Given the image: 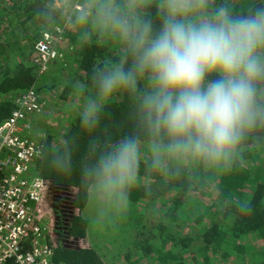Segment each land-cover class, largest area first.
<instances>
[{
	"label": "clouds",
	"instance_id": "9594fccd",
	"mask_svg": "<svg viewBox=\"0 0 264 264\" xmlns=\"http://www.w3.org/2000/svg\"><path fill=\"white\" fill-rule=\"evenodd\" d=\"M70 20L81 47H108L117 59L93 65L91 83L71 82L81 128L94 132L117 94L132 102L135 130L115 142L93 137L80 172L105 213L124 216L145 174L164 180L203 171L226 175L250 148L264 147V0H80ZM157 9L155 28L148 9ZM239 8V11H237ZM34 15L55 24L59 10L41 0ZM143 83V87H141ZM69 139L53 156L73 170ZM146 186V184H145ZM237 210L250 214L249 201Z\"/></svg>",
	"mask_w": 264,
	"mask_h": 264
},
{
	"label": "rangeland",
	"instance_id": "374dc122",
	"mask_svg": "<svg viewBox=\"0 0 264 264\" xmlns=\"http://www.w3.org/2000/svg\"><path fill=\"white\" fill-rule=\"evenodd\" d=\"M71 2L73 5L76 3L77 7H74L77 9L81 7L80 0ZM217 3H223V0H217ZM17 4V0H0V58L5 56L0 59V74L6 69H13L20 62L35 67L34 87L40 105L39 112L33 118L31 137L44 138L46 134H50L53 142H58L60 133L73 116L78 114L80 103V98L71 88V82L79 79L80 73L76 62L79 45L75 35L76 29L70 20H64L70 11L67 0H51L52 5L62 7L63 13L59 22L55 23L60 25L62 39L51 44L60 53V57L49 61L47 67L39 72L34 34L40 24L34 19L27 20L23 25L19 24L21 19L18 17L12 20L9 14L16 13ZM27 25L29 29H24ZM52 25L41 29L49 30ZM103 54L108 59L115 56V52L108 47H105ZM20 91L1 94L0 98L13 102ZM119 96L120 94H117L114 99ZM243 165L252 173L254 167H259V178L264 182V147L250 148ZM142 180L145 182L151 179L142 176ZM251 185L252 182H246L243 187L227 193L232 198L238 193L248 192ZM214 187L215 185L211 186L198 197L193 196L191 191H174L172 188L156 198L142 197L134 200L126 215L116 216L105 213L106 205L98 200L89 186L86 204L81 209V215L86 219L85 243L97 252L105 264H251L264 260V244L256 234L239 233L231 239L229 225L219 215L223 204L215 198ZM180 193L183 196L179 197L180 202L175 205V198ZM214 220L226 234V240L222 242L216 254L208 248L205 254L209 260H205L202 243L196 232L200 226H207ZM159 225L164 226L163 230H157ZM164 231L172 236L185 235L189 238V245L184 253L173 245L174 240L166 239L164 246H170L177 257L167 262L161 261L153 251L144 252L143 244L139 246L137 243L147 239L148 234L153 232L155 236L147 239V243L151 241L160 245V235Z\"/></svg>",
	"mask_w": 264,
	"mask_h": 264
},
{
	"label": "trees",
	"instance_id": "16d2710c",
	"mask_svg": "<svg viewBox=\"0 0 264 264\" xmlns=\"http://www.w3.org/2000/svg\"><path fill=\"white\" fill-rule=\"evenodd\" d=\"M17 1H19V4L15 7L16 13L9 14L12 20L16 17L20 18L19 24L21 25L27 20L32 21L34 19L35 22H39L34 15V9L38 8L41 0ZM252 2L259 4L261 0H252ZM52 7L59 10L60 16L63 14L61 6L52 5ZM148 11L151 14L154 27L159 28L160 21L156 15V7L153 5ZM237 11H239V8H237ZM43 27L41 24L39 25L34 38H40L41 32L44 30L41 29ZM24 29H29L28 25ZM1 51L3 54L2 48ZM104 51L105 47H99L94 42L84 47L78 45L76 62L80 70L78 78L81 81L90 85L93 65L97 61L102 62L105 59ZM4 57L2 56L0 59ZM113 59H117V57L114 56ZM4 71L0 74V95L23 90L32 85L36 78L35 67L27 66L21 62L17 63L13 69ZM140 86L143 87L142 83ZM12 108L13 102L11 100L0 98V121L8 116ZM132 111L130 98L127 94H120L118 99L110 101L105 106L100 117L99 126L94 132H85L81 128L80 117L76 114L60 133L58 142H53L50 134H46L42 138V146L36 156L34 167L42 178L40 198L43 207L49 213V238L53 247L51 258L56 264H105L97 252L85 243L86 219L81 215V209L86 204L89 185L83 182L80 168L88 157V145L93 137H98L102 142H115L135 130V122L131 116ZM64 139H69L74 144L73 170L67 174L57 170L53 164V156L61 148V142ZM259 173V167H254L252 173L248 167L241 165L226 175L218 176L212 173L206 174L203 171H195L183 173L176 179L164 180L160 177L146 175L142 164L141 175L151 180L145 181L140 187L136 188L131 193V200L134 202V200L142 197L156 198L172 188L174 191H191L193 196L198 197L215 185L214 196L223 204L219 215L229 225L231 239L239 233L249 232L256 234L264 244V182L259 178ZM246 182H252L248 192L238 193L232 198L227 193L237 190L238 187H243ZM178 195L175 198V205L180 202L179 197L183 196L181 193ZM242 201H249L250 214H241L237 210L238 203ZM163 227L159 225L157 230H163ZM222 231L219 223L215 220L207 226L198 228L196 235L201 240V249L205 260H209V257L205 254L208 248L216 254L220 250L222 242L226 240V234ZM154 236L155 234L150 232L147 239L150 240ZM160 236V245H156L151 241L147 243V239L140 240L137 243L139 246L143 244L142 249L144 252L153 251L161 261L166 262L177 258L170 246H164L166 239L168 241L174 240L173 245L177 246L183 253L187 251L189 238L185 235L172 236L164 231ZM128 264L132 263L128 262ZM176 264L181 263L177 262ZM207 264L209 263L207 262ZM251 264H264V260Z\"/></svg>",
	"mask_w": 264,
	"mask_h": 264
},
{
	"label": "built area",
	"instance_id": "2783aa9c",
	"mask_svg": "<svg viewBox=\"0 0 264 264\" xmlns=\"http://www.w3.org/2000/svg\"><path fill=\"white\" fill-rule=\"evenodd\" d=\"M60 39L58 24L36 39L39 72L60 57L51 45ZM39 105L33 83L20 91L0 121V264H56L51 258L49 213L40 198L42 178L34 167L42 146V138L31 137Z\"/></svg>",
	"mask_w": 264,
	"mask_h": 264
},
{
	"label": "water",
	"instance_id": "95a60500",
	"mask_svg": "<svg viewBox=\"0 0 264 264\" xmlns=\"http://www.w3.org/2000/svg\"><path fill=\"white\" fill-rule=\"evenodd\" d=\"M60 264H62V263H60Z\"/></svg>",
	"mask_w": 264,
	"mask_h": 264
}]
</instances>
